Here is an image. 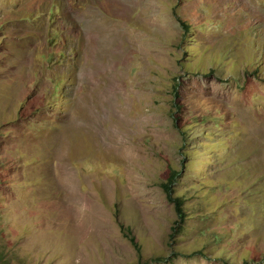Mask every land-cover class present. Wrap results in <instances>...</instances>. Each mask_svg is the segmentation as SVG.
<instances>
[{
    "label": "rangeland",
    "instance_id": "rangeland-1",
    "mask_svg": "<svg viewBox=\"0 0 264 264\" xmlns=\"http://www.w3.org/2000/svg\"><path fill=\"white\" fill-rule=\"evenodd\" d=\"M0 264H264V0H0Z\"/></svg>",
    "mask_w": 264,
    "mask_h": 264
},
{
    "label": "trees",
    "instance_id": "trees-1",
    "mask_svg": "<svg viewBox=\"0 0 264 264\" xmlns=\"http://www.w3.org/2000/svg\"><path fill=\"white\" fill-rule=\"evenodd\" d=\"M175 177H176V175L174 173H172L169 176L170 182H172L173 180L176 181ZM171 187H172L171 184L170 185L169 184H165V189L167 191L169 199L172 200L175 203L176 210H177L178 214L183 216L184 215V213H183L184 212V209H183V203L184 202H183L182 198H180L178 196L174 197V195H173L174 193L172 192V188Z\"/></svg>",
    "mask_w": 264,
    "mask_h": 264
}]
</instances>
